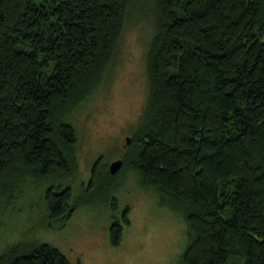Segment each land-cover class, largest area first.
<instances>
[{
    "label": "trees",
    "instance_id": "trees-1",
    "mask_svg": "<svg viewBox=\"0 0 264 264\" xmlns=\"http://www.w3.org/2000/svg\"><path fill=\"white\" fill-rule=\"evenodd\" d=\"M135 2L0 0V215L34 187L49 219L71 216L78 134L70 116L109 76ZM149 7L146 99L119 145L121 166L181 212L178 264H264V0ZM98 157L83 192L98 181L118 185L124 170L110 172ZM126 210L109 224L112 244ZM0 264L81 262L49 240L23 239L0 251Z\"/></svg>",
    "mask_w": 264,
    "mask_h": 264
},
{
    "label": "rangeland",
    "instance_id": "rangeland-1",
    "mask_svg": "<svg viewBox=\"0 0 264 264\" xmlns=\"http://www.w3.org/2000/svg\"><path fill=\"white\" fill-rule=\"evenodd\" d=\"M151 1L135 2L137 7L123 28L109 76L70 116L78 134L76 171L68 178L71 198L78 202L71 216L63 224L59 218L49 219L43 195L34 187L26 188L16 198V207L4 206L0 215V251L15 240L46 239L81 264L180 261L187 240L181 212L160 202L153 189L138 182L134 172L125 171L120 164L116 172L124 171L113 179L117 186L105 189L98 181L83 192L93 159L98 155L108 169L110 160L120 156L119 145L126 143L125 135L130 134L143 110L147 93L145 50L153 29L147 13ZM104 192L110 200H103ZM98 196L101 198L91 203L79 200ZM124 205L128 220L122 222L120 241L112 244L109 224L114 216H120Z\"/></svg>",
    "mask_w": 264,
    "mask_h": 264
},
{
    "label": "water",
    "instance_id": "water-1",
    "mask_svg": "<svg viewBox=\"0 0 264 264\" xmlns=\"http://www.w3.org/2000/svg\"><path fill=\"white\" fill-rule=\"evenodd\" d=\"M126 139H127V140L129 139V135H126ZM121 162H122V158H120V157H117V158L112 159V160L109 162V166H108L109 171H110V172H114V171H116L117 168L120 166Z\"/></svg>",
    "mask_w": 264,
    "mask_h": 264
},
{
    "label": "flooded vegetation",
    "instance_id": "flooded-vegetation-1",
    "mask_svg": "<svg viewBox=\"0 0 264 264\" xmlns=\"http://www.w3.org/2000/svg\"><path fill=\"white\" fill-rule=\"evenodd\" d=\"M125 142V141H124ZM124 142H123V144H124ZM122 145V144H121Z\"/></svg>",
    "mask_w": 264,
    "mask_h": 264
}]
</instances>
